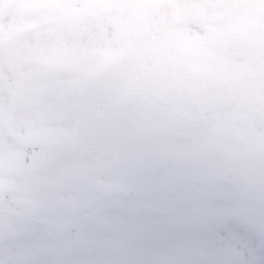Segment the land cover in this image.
<instances>
[{
	"label": "snow or ice",
	"instance_id": "6c2138e0",
	"mask_svg": "<svg viewBox=\"0 0 264 264\" xmlns=\"http://www.w3.org/2000/svg\"><path fill=\"white\" fill-rule=\"evenodd\" d=\"M0 264H264V0H0Z\"/></svg>",
	"mask_w": 264,
	"mask_h": 264
}]
</instances>
